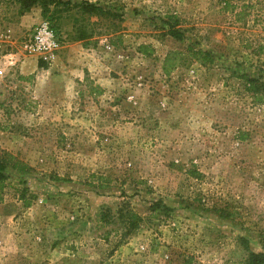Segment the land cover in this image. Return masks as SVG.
I'll return each instance as SVG.
<instances>
[{
    "label": "rangeland",
    "instance_id": "rangeland-1",
    "mask_svg": "<svg viewBox=\"0 0 264 264\" xmlns=\"http://www.w3.org/2000/svg\"><path fill=\"white\" fill-rule=\"evenodd\" d=\"M56 1L0 0V157L34 167L6 171L0 264L264 253V0ZM43 21L64 48L40 67L24 43Z\"/></svg>",
    "mask_w": 264,
    "mask_h": 264
},
{
    "label": "trees",
    "instance_id": "trees-1",
    "mask_svg": "<svg viewBox=\"0 0 264 264\" xmlns=\"http://www.w3.org/2000/svg\"><path fill=\"white\" fill-rule=\"evenodd\" d=\"M51 1H53V0H20V2L22 3V6L24 7L23 11H28L33 5H38V4H41L43 7H46L47 4L50 3ZM56 2L58 4H63V5L69 4L67 2H62L60 0H57ZM83 8L89 12H94V11L100 10L95 5L88 4V3ZM53 27L56 29L57 33H59L58 29L54 25H53ZM169 34L171 36H173L175 38H179V39H181V37H182V34L179 31L174 30L173 27H170ZM84 38H85L84 35H80L77 37V39H84ZM62 42H63V40H62ZM139 52L147 55L151 52V50L149 49L148 46L141 45L139 47ZM205 55L208 56L209 54L205 53ZM39 66L44 67L45 66L44 62L41 61ZM248 83L249 84L247 86V90L251 93L257 94L259 91L257 81L255 79H249ZM245 138H246L245 136L242 137V139H245ZM8 168H11V169H13L19 173H22V174H28L34 170L33 166H31L26 161L17 158L15 155H13L10 152H7L5 155L1 156L0 157V203L4 202V194H5V190L8 186L9 178H8V175L6 174V171ZM190 172L194 176H199V173H196V171H190ZM55 180L65 181V179H62L59 177H55ZM98 180H99V183H91V185L94 188H105L107 186L103 183L104 180H108L106 177L100 176V177H98ZM24 191H27V189H25ZM21 199L24 200L25 206L31 205L32 200L26 199L24 193H23V196L21 197ZM152 210H155L154 207H152ZM120 214H121V218L127 219L130 229L136 228L142 219V217L138 213H136L132 209H128V208L125 211H121ZM246 264H264V253H262V252L261 253H256V252L250 253L248 259L246 260Z\"/></svg>",
    "mask_w": 264,
    "mask_h": 264
},
{
    "label": "built area",
    "instance_id": "built-area-1",
    "mask_svg": "<svg viewBox=\"0 0 264 264\" xmlns=\"http://www.w3.org/2000/svg\"><path fill=\"white\" fill-rule=\"evenodd\" d=\"M62 38L49 21L36 25L24 43V50L40 60L53 63L62 49Z\"/></svg>",
    "mask_w": 264,
    "mask_h": 264
},
{
    "label": "crops",
    "instance_id": "crops-1",
    "mask_svg": "<svg viewBox=\"0 0 264 264\" xmlns=\"http://www.w3.org/2000/svg\"><path fill=\"white\" fill-rule=\"evenodd\" d=\"M69 47V46H68ZM63 48H64V46L62 47V49L59 51V54H58V58L57 59H61V54L63 53ZM64 51H65V49H64ZM10 54H12V53H10ZM27 60V59H26ZM11 64H15L16 66H21L19 63H15V62H10ZM26 64V62L24 61L23 62V65L22 66H24ZM1 65H2V62H1ZM3 81L1 80V78H0V93H1V91H3ZM0 97H1V94H0Z\"/></svg>",
    "mask_w": 264,
    "mask_h": 264
}]
</instances>
